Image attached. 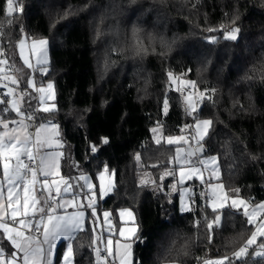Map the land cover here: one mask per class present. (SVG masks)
I'll return each mask as SVG.
<instances>
[{"label":"trees","instance_id":"obj_1","mask_svg":"<svg viewBox=\"0 0 264 264\" xmlns=\"http://www.w3.org/2000/svg\"><path fill=\"white\" fill-rule=\"evenodd\" d=\"M14 8L9 16L7 0H0V60L30 74L18 39L49 41L47 73L37 69L34 79L54 85L55 109L39 113L37 124L56 126L61 175L74 196L86 193L81 174L106 167L113 173L112 191L95 209L110 211L116 228L118 210L134 213L140 237L132 242L134 264H201L242 246L253 228L242 211L213 213L196 192L192 209L179 211L169 187L175 177L165 175L174 170L175 145L157 144L152 129L159 125L165 138L196 119L211 120L201 153L217 156L226 192L235 196L239 188L251 204L264 201V0H14ZM133 28L146 46L154 38L146 53L129 47ZM233 28L240 29L235 41L225 38ZM181 80L196 82L194 113ZM27 93L32 111L36 92ZM0 116H11L4 103ZM141 175L150 180L140 183ZM216 214L222 224L209 230ZM90 216L72 239L73 264H94ZM4 245L11 251L6 239ZM255 248L232 264H264Z\"/></svg>","mask_w":264,"mask_h":264},{"label":"snow or ice","instance_id":"obj_2","mask_svg":"<svg viewBox=\"0 0 264 264\" xmlns=\"http://www.w3.org/2000/svg\"><path fill=\"white\" fill-rule=\"evenodd\" d=\"M15 11L14 0H7V13L11 16ZM11 21H9V24ZM239 28H233L226 31L225 38L228 40L235 41L237 39V34L239 33ZM149 46H146L144 39L140 36V30L133 28L132 30V43L129 47L135 52L136 55L146 53L148 47L154 43V38L149 36ZM49 41L47 39L34 40L31 44V53L35 56V64L32 63L28 56L24 55L25 41H20L21 57L24 64L31 69H35L37 65L41 66L40 70L42 73H47V68L44 67L48 64L46 50ZM161 45L164 46V42L161 41ZM153 51L155 49L153 48ZM6 64V61L0 60V65ZM14 67V66H13ZM19 71V69H14ZM4 67H0V73H4ZM169 79H175L171 72L168 73ZM0 80L11 81L12 84L18 83V78L15 76L3 75L0 76ZM184 85H191L195 87L196 82L192 80L182 81ZM27 85L33 87L35 91L39 93H45L50 98L54 99V94L52 93L54 85L49 82L47 87H36L34 80L29 79ZM215 91L214 89L212 90ZM14 90L12 88L8 89L7 95H12ZM205 92H200V99H203ZM41 101L45 102L44 96H41ZM186 102L190 113L196 112V105L194 103L193 97L191 95L186 97ZM0 103H6L5 101H0ZM12 108L17 112L18 115H23L21 109L17 106L16 101H12ZM165 110H167L168 101H164ZM55 109V105L51 107H44V112H51ZM12 123H17V128H9L8 122L0 119V127L4 131H0V163L3 166V179H0V264H51V256L55 243L61 237L65 239H72L73 233L82 230V221L84 219L85 213L83 211H76L71 214L60 215L57 213L58 208H64L65 203L73 204V201L67 202H56L55 197L51 195L52 185H56L55 191L57 195H60L61 188L59 183L55 180L49 182L48 177L59 176V158L62 155L59 152H49L41 151L45 147H52V135H55L53 131L51 134H45L42 138V133H47L48 129L46 125H40L35 134L28 131L29 125L24 123V120L13 121ZM212 124L211 120H200L196 119L195 135L192 139H196L197 148L195 150L187 151L186 155H181L184 149L177 147L175 162L180 165L179 168V182L182 184L185 179H192L196 177L201 180L202 183L207 184L208 192L202 193V195H209V206L213 213H218V210L228 207V201L231 200V208L239 211L243 209V216L247 218V224L253 225L254 230L251 231L250 236L246 239L243 246H240L238 250L234 251L232 257L240 259L249 254V249L252 246H256L258 251H255L257 256H264V241L258 243L259 237H264V202L259 204H252L251 210L249 206L251 201L239 198L238 194L240 192L239 188L232 189L235 196H229V194L224 190V185L222 183H212L211 179L215 178L217 181L220 180L219 168L216 165L217 158L210 157L207 160H199L198 163L204 166V169L200 167L192 166L185 168V165L191 164L190 157L195 155L197 151L203 152L202 141L208 134L209 127ZM55 125H52V129H55ZM193 125H185V128H192ZM160 126L152 129L153 133L160 132ZM184 129H181L183 132ZM198 137V139H197ZM156 143L160 144V139L155 138ZM167 143L169 145H177L180 142L188 144V139L183 136H172L168 135L166 137ZM59 146V141H55ZM103 143H108L105 138ZM95 151V147L92 149ZM22 157H26L29 163H25ZM139 160L140 157L137 156ZM31 162H36V166L33 167ZM209 164L214 165L211 169V176L208 181L203 178V170H209L207 166ZM107 167L105 172H107ZM38 175L44 177L42 182V188L46 189L48 196L41 200L40 196L36 194L35 185L38 183ZM165 175H175V170L166 172ZM163 178V177H161ZM79 179L84 181V185L87 186L89 190L92 189V184L89 181V177L81 175ZM101 186L99 189L100 195H106V189L104 187L105 176L102 173L100 176ZM66 185L63 191L68 192L69 188L72 187L67 180L61 181ZM22 187L21 191H18ZM175 187V186H173ZM5 188L7 190V196L5 198ZM187 190H185L186 193ZM43 195V193H41ZM51 198V202L50 199ZM95 199L94 197L89 198L88 208L92 209L91 215L95 217L97 215L95 209ZM73 206H75L73 204ZM111 214L104 212L105 223H111L108 217ZM127 216L130 220H134V214L129 209H123L120 211V217L123 219ZM221 226L222 216L216 214L214 220L207 223L209 230L213 228V225ZM18 225V227L16 226ZM30 233V234H26ZM36 233V234H31ZM120 236L124 237L127 241L121 244L116 241L115 251L113 250V241L109 239L107 241L105 251L107 256L114 257L119 260V264H134L133 254H132V242L140 239L138 235V228H120ZM43 237L41 239L40 237ZM7 239L13 251H9L4 245V240ZM100 237H97L99 240ZM212 237L209 236V242L211 243ZM47 245V248L44 247ZM97 262L100 261L99 249H96ZM232 264V258L229 256H224L219 259H204L202 264ZM64 264H73V246L71 243L67 245V251L64 253ZM105 264H107V258H105Z\"/></svg>","mask_w":264,"mask_h":264},{"label":"rangeland","instance_id":"obj_3","mask_svg":"<svg viewBox=\"0 0 264 264\" xmlns=\"http://www.w3.org/2000/svg\"><path fill=\"white\" fill-rule=\"evenodd\" d=\"M40 39H45V38H34V39L31 38V39H29L28 37L23 35V36H21L18 39V41L16 43V50H17L18 57H19V59L21 60V62L23 64H24V62H23V59L21 57L20 41L21 40L25 41L24 55L28 56L30 58V60L32 61V63L35 64V56H33L32 53H31V44H32V42L34 40H40ZM46 55H47V60H49V57H48V45H47ZM24 66H26V65L24 64ZM40 67L41 66L37 65L35 69H38V71L41 72ZM3 75L4 74L0 73V76H3ZM8 75L16 77L14 71H12L11 73L9 72ZM20 77H21V79L18 80V84H12L11 81H8V80H0V87L3 88V91H4L5 95H7L9 88H12L14 90V92L15 91L19 92L18 89H19V87H20V85L22 83L27 85V81L29 79L33 80L32 74L31 73L29 74L28 72H25L24 74L20 75ZM174 80H172V81L174 82ZM4 81H6V82H4ZM182 81H184V80L180 81V86L184 90L183 98H184L185 102H186V97L191 95L193 97L194 103L196 105V95H197V93H195L192 90L193 86L184 85L182 83ZM3 82L5 84L6 83L7 84L6 85L4 84V86H3L2 85ZM48 83L49 82H45L43 84H39L38 87H45L46 88ZM28 89L36 92V95H37V106L44 105V103L40 99L41 96H43V93H39V92L35 91V89L33 87H30V86H28ZM14 92H13L12 95H7L8 98H9L8 104H10L13 101ZM53 92H54V90H52V93ZM47 97H48V95H46V99H47ZM186 104H187V102H186ZM196 108H197V106H196ZM200 120H205V119L201 118ZM206 120H208V119H206ZM195 123H196V120H194L193 123L190 124V125H193L192 128H185V126H184L183 128H181V129H184V131L180 132V134H178V135H175V136L183 135L189 141L188 144L180 142L179 144L175 145V147L173 149L172 159H171V165L173 164V166H175L174 167L175 175H173L175 177V180L170 182L169 187H170V191L172 193L177 194V204H178V209H179L180 212H188V211H190L192 209V197L194 196L195 192L198 193L201 197L206 198V204L211 209V207L209 206L210 192H209V195H202V193H205V192L209 191L207 189V184L202 183L201 180L196 178V177H193L192 179H185V181L181 184L179 182V178H180L179 177V168H180V165L176 164V162H175L176 148L177 147H180V148L184 149V152L181 153V155H186L187 151L194 150V148L197 147L196 139H192V137L195 135V127H194ZM43 124H47V123H38L37 128L40 125H43ZM154 137L160 139V141H165V143H167L166 137L165 138L163 137L161 131L157 132V133H153V139H154ZM197 139H198V137H197ZM154 141L156 142V139H154ZM213 156L217 158L216 155H210V154H205V153H201V152L200 153H195V155L190 157L191 164L185 165V168L187 169V168L192 167L194 165L196 167H200L201 169H204V166L200 165L198 163V161L199 160H207L208 158L213 157ZM213 166L214 165L209 164L207 166V168L209 170H203V178H204L205 181L209 180V178L211 176L210 169ZM215 166H217L219 168V175L221 177V170H220V166H219V163H218V158H217ZM170 171H172V170H170ZM102 173L105 176L104 187H105L106 193H107L106 195H103V196H101L100 192H99V189H100V186H101L100 176H101ZM81 175L89 177V181H90V183L93 186L91 190H89L87 186H82V189L84 190V192H86L83 197L74 196L71 187L69 188L68 192H64L63 191V189H64V187H66V185L64 183H62L61 181H62V179L63 180H66V179L61 174L58 177L51 178L50 180L51 181L52 180L57 181L59 183L60 188H61L60 195H57L56 191H55L56 185H52L53 193H51V195L53 197H55L56 202H65V199L63 197H70L69 201H73L74 205H75V202H76L75 200H77V203L81 204L83 206L84 210H81V211H83L85 213L84 219L82 221V224H83L82 230H83L85 228V220H86V217H87V212H89L90 215H91V212H92V209L87 207V205L89 203V198L94 197L95 205H96V203L98 201H101L104 197H106L109 193H111L114 181H113V173L111 171H109V170L107 172H105V168H102L99 171H97L94 176H92V174H90V173H84V174H81ZM81 175L79 177H81ZM78 180L81 183V185H84V181L83 180H81L79 178H78ZM149 180H150V177H148L147 175H141L139 177V182L140 183H145V182H147ZM211 182L212 183H222L220 181H217L215 178H212ZM41 186H42V183H41ZM173 186H175V187H173ZM41 189L43 190L45 196H48L47 190L43 189V188H41ZM185 190H187L186 193H185ZM224 190L226 191L225 187H224ZM39 193L41 194V190L40 189H39ZM239 198H242V197H239ZM49 199L51 201V198H49ZM262 202H264V201H262ZM262 202H257L255 204H259V203H262ZM73 204H69V205L73 206ZM228 205L229 206L226 207V208L233 209L230 206L231 205V200L228 201ZM251 207H252V204H250L249 210H251ZM57 210H59V209H57ZM121 210H123V209H120V210L117 211V222H118V227L117 228L114 225V221L112 220L111 215L108 217V220H110L111 223L110 224L109 223H105L104 212L110 213V211H108V210H102L100 212L96 211L97 215L95 217H93L92 215L90 216L91 218H90L89 223H90L91 231L93 233L94 240H95V244H94V264H98L97 255H96V251H95L96 249H98V245L97 244H98L99 241L97 240V237H100V242H101V246H102V248L100 250H104L105 251V247H103V243H102V239L104 238V236H105V238H106V236L113 237L116 234V235H118V238H120L122 241H127L124 237L120 236L119 229L120 228L136 227V225H135L136 224L135 223V221H136L135 215H134V220H130L127 216H125L122 219L120 217V211ZM233 210H235V209H233ZM76 211L77 210H72V211L70 210L69 212H67V214H71V213H74ZM240 211H242V213H243V209L242 208L240 209ZM252 227H253V225H252ZM252 230H254V227L252 228ZM259 239H262V241H264V237H259L258 240ZM69 243L72 244V241L68 240V239H64L63 248H62V260H63V262H61L62 264H64V253L67 251V245ZM258 250H259L258 248H255V250L253 251L254 256H257L255 254V251H258ZM223 257L224 256L216 257V258H208V259H219V258H223ZM229 257L232 258V261L233 260H239V259H236V258L232 257V255H230ZM99 263H100V261H99ZM168 264H173V263H168ZM201 264H202V262H201ZM225 264H228V262L226 261Z\"/></svg>","mask_w":264,"mask_h":264},{"label":"crops","instance_id":"obj_4","mask_svg":"<svg viewBox=\"0 0 264 264\" xmlns=\"http://www.w3.org/2000/svg\"><path fill=\"white\" fill-rule=\"evenodd\" d=\"M23 64V63H22ZM24 65V64H23ZM0 67H3L2 65L0 66ZM26 67V66H25ZM28 68V67H27ZM5 69V71H4V73H2V74H6V75H8V73L10 72H12V71H14V73H15V75H16V77L18 78V80L19 79H21V77H20V75H22V73H23V69H21V68H17V69H19V71H15V70H11V69H8V68H4ZM30 69V73L32 74V76H33V80H35L34 79V73H33V71L35 72V70H37V69H31V68H29ZM24 74V73H23ZM4 82H6V81H4ZM2 83V85L4 86V84L5 83ZM35 82V81H34ZM7 84V83H6ZM5 84V85H6ZM18 84V83H17ZM35 85H36V87H38V85L35 83ZM24 86H27V85H25L24 84ZM28 87V86H27ZM27 90H29V89H27ZM27 90L25 89V88H22V86H20L19 87V89H18V91L19 92H14V99H13V101H16V103H17V106L21 109V111H22V113H23V115H18L17 114V112L12 108V104L10 103V104H8V100H9V98H8V96L7 95H5V93H4V91H3V88L2 87H0V94L2 95V97L3 98H1L0 97V101H5L6 103H4L5 105H6V108H7V111H9V114L11 115V116H9V117H7V118H4L3 120L5 121V122H8V124H9V128L10 129H12V128H17L18 127V125H17V123H12L13 121H20V120H24V123H26L27 124V122H26V120H25V118H24V115L27 113V112H30L31 111V108H32V106H30V105H28V93H27ZM53 94H54V92H53ZM35 95H36V93H35ZM46 95L47 94H45V93H43V96H44V98H45V102H43L44 103V105H42V106H37V110H38V115H39V113H43L44 111H43V108L44 107H51L52 105H53V102H52V100H53V98H50L49 96L47 97V99H46ZM36 98H37V95H36ZM0 119H1V116H0ZM38 125V124H37ZM37 125H36V127H35V130H34V133H33V135L35 134V131H36V128H37ZM43 125H46L47 126V129H48V132L47 133H42V138L44 137V135L45 134H51L53 131L55 132V135H52V141H53V144H52V147L51 148H48L46 145H45V147L43 148V149H41V151H49V152H59L60 153V151H59V146L55 143V141H57L58 139H57V135H56V128L53 130L52 129V123H47V124H43ZM0 131H4V129L1 127V129H0ZM28 131H29V129H28ZM1 167H2V173H1V175H0V179H3V166H2V163H1ZM59 171H60V174H61V170H60V158H59ZM53 177H58V176H51V177H48V179H49V182L51 183V178H53ZM43 179H44V177L42 176V175H38V183H37V185H35V190H36V194L38 195V196H40V198H41V200H43V197H42V195L39 193V189L41 190V188H42V186H41V183L43 182ZM39 188V189H38ZM18 191H21V194H22V187L20 188V189H18ZM52 193H53V190H52ZM6 196H7V190H6V188H5V198H6ZM64 199H65V202H67V201H69V199H70V197H63ZM76 202H75V206H72V205H69V204H67V203H65V207L64 208H58L59 210H57V213L58 214H60V215H66L67 214V212H69L70 210L72 211V210H77V211H81V210H84V208H83V206L81 205V204H78L77 203V200H75ZM51 202V201H50ZM17 227H18V225H16ZM82 228H83V224H82ZM0 231H2V230H0ZM79 232V231H78ZM77 232H75V233H73V237H74V235L76 234ZM41 239H43V237L41 236ZM64 239L65 238H63V237H61L60 239H58L57 241H56V243H55V246H54V248H53V252H52V256H51V264H62L61 262H63V260H62V252H61V256H60V259L57 261L56 260V255H57V249H58V245L62 242V243H64ZM73 239V238H72ZM72 239H68V240H71L72 241ZM109 239H111L112 241H113V250L115 251V247H116V244H115V242L116 241H119L121 244H123V243H126V242H130V241H122L120 238H118V235H114L113 237H110V236H106V238H105V236H104V238L102 239V243H103V247H106V244H107V241L109 240ZM7 240V239H6ZM99 242H98V249H99V251H100V249L102 248V246H101V242H100V239L98 240ZM7 242H8V244H9V246H10V248H11V251H13L14 249L12 248V246H11V244H10V242L7 240ZM44 247L45 248H47V245H44ZM62 248H63V245H62ZM96 251V250H95ZM110 258V257H109ZM110 259H112V264H118L119 263V260L117 259V258H114V257H111ZM103 261V262H102ZM99 264H105V258L103 257V256H101L100 255V263Z\"/></svg>","mask_w":264,"mask_h":264},{"label":"built area","instance_id":"obj_5","mask_svg":"<svg viewBox=\"0 0 264 264\" xmlns=\"http://www.w3.org/2000/svg\"><path fill=\"white\" fill-rule=\"evenodd\" d=\"M2 66L4 68H8V64L7 63L2 65ZM33 73H35V72L33 71ZM0 97L3 98L1 94H0ZM24 118H25L27 124L29 125V128H28L29 132L34 133L35 127L37 125V119H38L37 107L35 106L32 111L27 112L24 115ZM22 160H24L25 163H29V161L27 160L26 157H22ZM31 163H32L33 167L36 166V162H31ZM41 193H43V195H42L43 198L46 197L42 189H41ZM26 234H30V233L26 232ZM31 234H36V233H31ZM99 252H100L101 256H103L104 258H107V264H112V259H110L109 256H107V253L104 250H100Z\"/></svg>","mask_w":264,"mask_h":264},{"label":"water","instance_id":"obj_6","mask_svg":"<svg viewBox=\"0 0 264 264\" xmlns=\"http://www.w3.org/2000/svg\"><path fill=\"white\" fill-rule=\"evenodd\" d=\"M197 147L194 148V150L196 149ZM203 150H204V147H203ZM196 153H200L199 151H197Z\"/></svg>","mask_w":264,"mask_h":264}]
</instances>
